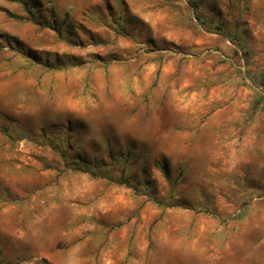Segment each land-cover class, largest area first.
Here are the masks:
<instances>
[{
	"label": "rangeland",
	"instance_id": "obj_1",
	"mask_svg": "<svg viewBox=\"0 0 264 264\" xmlns=\"http://www.w3.org/2000/svg\"><path fill=\"white\" fill-rule=\"evenodd\" d=\"M263 66L264 0H0V264H264Z\"/></svg>",
	"mask_w": 264,
	"mask_h": 264
},
{
	"label": "trees",
	"instance_id": "obj_2",
	"mask_svg": "<svg viewBox=\"0 0 264 264\" xmlns=\"http://www.w3.org/2000/svg\"><path fill=\"white\" fill-rule=\"evenodd\" d=\"M30 12H32V11L30 10ZM224 33L228 37H231V38L233 37L230 32L226 33V31H224ZM235 40H236V38H235ZM258 75H259L258 79H259V83H260L259 85L264 90V71L259 73ZM260 108L264 109V92L256 91V97L254 98V101H253V103L251 105V108H250V116H253L254 114H256V112ZM2 132L5 135H7L10 140H12L11 136H10V134H9V132H8V130L6 128H2ZM109 154H110V156L112 158L113 165H115L117 162L121 161V159L123 158V157H114L113 152H112V148L110 149ZM73 164H74L73 165L74 167H78L79 166V167L91 168V169L96 170V171L102 170L101 169L102 166L100 165V163L98 161H94L93 163H87L86 161H84L82 158H79V157L75 158Z\"/></svg>",
	"mask_w": 264,
	"mask_h": 264
},
{
	"label": "crops",
	"instance_id": "obj_3",
	"mask_svg": "<svg viewBox=\"0 0 264 264\" xmlns=\"http://www.w3.org/2000/svg\"><path fill=\"white\" fill-rule=\"evenodd\" d=\"M263 70H264V66L259 69L260 72H263Z\"/></svg>",
	"mask_w": 264,
	"mask_h": 264
}]
</instances>
